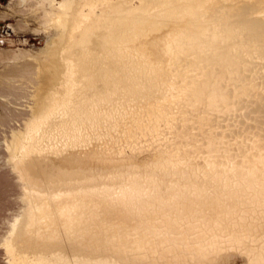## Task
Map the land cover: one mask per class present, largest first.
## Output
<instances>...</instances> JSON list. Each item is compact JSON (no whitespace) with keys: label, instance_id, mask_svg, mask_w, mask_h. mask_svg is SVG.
<instances>
[{"label":"bare ground","instance_id":"1","mask_svg":"<svg viewBox=\"0 0 264 264\" xmlns=\"http://www.w3.org/2000/svg\"><path fill=\"white\" fill-rule=\"evenodd\" d=\"M17 3L57 32L2 140L7 264H264V0Z\"/></svg>","mask_w":264,"mask_h":264},{"label":"rangeland","instance_id":"2","mask_svg":"<svg viewBox=\"0 0 264 264\" xmlns=\"http://www.w3.org/2000/svg\"><path fill=\"white\" fill-rule=\"evenodd\" d=\"M17 2L18 0H0V38H2L1 35L6 38L5 44L0 45V84L4 83L7 85L10 83V86L17 88V92L12 91L14 96L11 94L6 100L4 97H0V166L2 163L4 165V157L7 155V152L4 151L5 148L1 149V147H5L4 144L2 146V140L5 142L6 138L10 139L7 134L11 135L13 128L18 129L21 127L22 120L29 115L30 111H32L31 109L35 106L36 100L41 95L38 94V96L37 93L41 91L43 85L42 92H45L51 80L48 74H45V71H41L45 70V65L42 64L39 67L38 59L56 48V45L53 44L56 38L55 33L57 32L56 24L54 22L48 25L44 24L45 21L41 17L40 10L32 8L31 4L20 5ZM21 50L26 52H21ZM26 65H33V67L39 68V71H37L39 75H35V80L38 78V81H40L38 86H35V82L38 83L37 80L30 82L21 75V71ZM34 87L38 88V91ZM29 91L33 95H27ZM17 191L13 176L9 175L6 170H0V200H2L0 203V264H7V258L3 254L5 247H2L1 236H3V232L5 233L4 230L8 228L7 223L4 222L7 221L6 218L8 217L10 221L13 218L11 216L19 210L18 204L20 205V202L17 199L19 191ZM8 196L12 197V199H8ZM5 208L13 211H8Z\"/></svg>","mask_w":264,"mask_h":264},{"label":"built area","instance_id":"3","mask_svg":"<svg viewBox=\"0 0 264 264\" xmlns=\"http://www.w3.org/2000/svg\"><path fill=\"white\" fill-rule=\"evenodd\" d=\"M2 36V38H0V45H3V44H5V37H3V35H1Z\"/></svg>","mask_w":264,"mask_h":264}]
</instances>
